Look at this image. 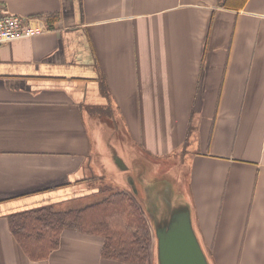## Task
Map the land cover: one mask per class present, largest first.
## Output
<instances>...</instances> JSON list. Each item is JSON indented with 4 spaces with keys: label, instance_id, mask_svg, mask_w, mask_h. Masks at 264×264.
Returning <instances> with one entry per match:
<instances>
[{
    "label": "crops",
    "instance_id": "obj_1",
    "mask_svg": "<svg viewBox=\"0 0 264 264\" xmlns=\"http://www.w3.org/2000/svg\"><path fill=\"white\" fill-rule=\"evenodd\" d=\"M5 13L43 31L0 44V264H130L75 228L33 261L8 215L131 178L146 195L164 170L146 153L189 159V196L152 186L187 199L213 264H264V0H0Z\"/></svg>",
    "mask_w": 264,
    "mask_h": 264
},
{
    "label": "trees",
    "instance_id": "obj_2",
    "mask_svg": "<svg viewBox=\"0 0 264 264\" xmlns=\"http://www.w3.org/2000/svg\"><path fill=\"white\" fill-rule=\"evenodd\" d=\"M248 0H218L221 6L241 9ZM10 229L33 261L46 259L60 245L66 228L104 237L102 255L130 264L150 260L152 231L137 198L126 190L111 192L82 207L56 209L53 204L8 215Z\"/></svg>",
    "mask_w": 264,
    "mask_h": 264
},
{
    "label": "water",
    "instance_id": "obj_3",
    "mask_svg": "<svg viewBox=\"0 0 264 264\" xmlns=\"http://www.w3.org/2000/svg\"><path fill=\"white\" fill-rule=\"evenodd\" d=\"M130 180L133 190L139 193L134 179ZM145 199H148L155 264H213L203 246L187 199L180 198L170 188L158 189L152 185H148L143 202Z\"/></svg>",
    "mask_w": 264,
    "mask_h": 264
},
{
    "label": "rangeland",
    "instance_id": "obj_4",
    "mask_svg": "<svg viewBox=\"0 0 264 264\" xmlns=\"http://www.w3.org/2000/svg\"><path fill=\"white\" fill-rule=\"evenodd\" d=\"M138 149H139V151H141L140 148H138ZM132 151L134 152V150H132ZM146 155L148 156V157L146 156L147 165H151L154 161L156 164H158L159 166L161 165L164 168V170H158V168H157L155 171H152L151 175L146 178V183H148V185L151 184V185L156 186L158 183L167 179V180H170L173 182V185L175 186L176 192L181 191V192L186 193L188 196L190 195L189 190H191V176H190L191 175V163L189 162V159L184 160L185 164L183 165V162H181L180 159H177L174 161H172L171 159L160 160V159H156V158L152 157L148 153H146ZM174 163L176 165L175 166L176 168L171 169V167L174 165ZM178 174H179V176H178ZM140 183L141 184L138 183L139 189L144 187L145 182H140ZM148 185L145 186V189H147ZM118 190H120V189L109 188V191H107L103 195H102V193H100V194H98L99 196L94 195L92 197L79 199L73 203L58 204V206H56L57 208L56 207L55 208L64 210V209H69V208H74V207H82L86 204L99 201L100 199L104 198L105 196H107L111 192H115ZM130 192L134 193V196L137 198L138 201H140V204L142 205V207L144 209V213L146 214L147 218L150 219L149 214H148L149 213L148 212V205H147L148 199H145V201L143 202L146 195L140 191H139V193H136L132 187L130 188ZM197 219H198V213H197ZM197 229H198V226H197ZM151 250H152V245H151ZM210 253L212 254V251H210ZM149 264H155V253L153 251H151Z\"/></svg>",
    "mask_w": 264,
    "mask_h": 264
},
{
    "label": "built area",
    "instance_id": "obj_5",
    "mask_svg": "<svg viewBox=\"0 0 264 264\" xmlns=\"http://www.w3.org/2000/svg\"><path fill=\"white\" fill-rule=\"evenodd\" d=\"M27 21L25 17L20 15L0 14V44L43 31L33 28Z\"/></svg>",
    "mask_w": 264,
    "mask_h": 264
}]
</instances>
